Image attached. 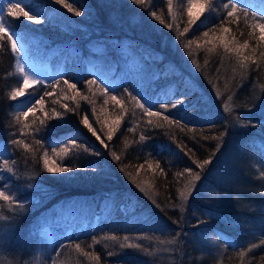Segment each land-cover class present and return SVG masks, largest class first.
<instances>
[{
  "label": "trees",
  "instance_id": "obj_1",
  "mask_svg": "<svg viewBox=\"0 0 264 264\" xmlns=\"http://www.w3.org/2000/svg\"><path fill=\"white\" fill-rule=\"evenodd\" d=\"M84 2L90 7L80 17L55 0H29L22 6L38 11L43 24L10 17L7 10L4 18L23 38L35 36L41 44L63 48L66 54L70 48L85 50L104 44L110 47L108 54L118 57L117 47H136L154 55L160 71L140 77L136 69L134 78L111 87L90 71L69 70L51 82L39 80L25 87L16 53L7 33L2 34L0 151L8 149L9 154L0 155V191L13 196L15 203L10 208L0 199V264H31L25 251L26 229L47 208L72 198L94 200L107 195L116 204L96 228L79 235H56L52 264H264V160L249 158L246 150L232 162L228 160L231 172L227 176L223 172L225 182L217 180L218 175L223 177L217 172L223 165L222 152L233 150L238 141L247 143L256 129L264 130L260 117L247 118L241 113L246 106L264 101V32L258 27L264 24V1L171 0V11L169 0H144L143 5L133 0H103V7L100 0ZM225 3L235 4L234 18L227 15ZM73 6L78 8L79 4ZM152 12L164 24L155 20ZM224 27L229 29L225 35L232 44L247 42L248 47L241 49L249 57L244 61L247 67L242 69L243 57L226 51L219 41L205 43L222 35ZM184 28L189 31L184 32ZM205 32L209 37H204ZM189 40L195 43L185 48ZM183 57L194 60L196 72L181 63ZM167 63L172 65L165 67ZM91 80L97 83L89 84ZM64 81L77 85L75 99ZM18 87H25V92L35 94L36 101H43L42 105L35 102L32 111L19 121L17 116L28 110L18 106L23 96L11 98ZM132 96L140 103L150 101L155 105L151 111L161 115L149 117ZM180 100L186 102L172 109L171 104ZM161 103L168 109H161ZM165 115L170 120H183L180 125H170L163 119ZM236 116L240 123L234 121ZM85 117L95 136L82 123ZM117 117L120 126L109 141L107 131ZM206 117L211 123H204ZM249 124L250 129L241 127ZM13 139L29 148L13 145ZM73 140L75 144L70 142ZM61 148L69 149L68 155L58 156ZM45 153L50 162L76 170L48 173L43 164ZM204 160L209 163L203 165ZM5 161L11 172L6 170ZM149 162L153 168L148 167ZM194 173L200 174L199 181L194 180ZM187 188L191 193L185 201L181 193ZM209 188L216 192L212 194ZM129 200L147 217L140 219L120 206ZM19 203L24 205L22 211L17 208ZM110 220L116 227L109 225ZM10 228L18 232L15 240L22 242V248L14 246L18 241L8 240L5 229ZM232 233L238 234L236 240L229 239ZM156 240L173 245L170 261L156 254L149 263L140 262L138 254L153 251ZM132 244L141 248L128 246ZM92 255L99 259H92Z\"/></svg>",
  "mask_w": 264,
  "mask_h": 264
},
{
  "label": "rangeland",
  "instance_id": "obj_2",
  "mask_svg": "<svg viewBox=\"0 0 264 264\" xmlns=\"http://www.w3.org/2000/svg\"><path fill=\"white\" fill-rule=\"evenodd\" d=\"M13 2H15V0H13ZM26 2L29 3V0H24V3ZM3 7L4 12L2 15L4 16V13L7 10V0H5ZM0 10H2V2H0ZM4 23L6 24L5 19ZM9 30L16 33L14 38L18 41V47L20 49L19 52H15L16 66L18 68V65L22 64L30 78L34 80L51 82L53 79L57 78L61 74H65L69 70L80 73V70L85 69L97 75L107 85L116 87L124 80L129 79V77L132 76V78H134L136 69L138 70V73L136 74L140 77L144 76L148 72L158 73L160 71L159 63L157 60H154V55L149 52L138 50L136 47L130 45L123 44L122 46L117 47L118 52L121 53L118 57H113L110 53L108 54L107 52L110 47L104 44H96L95 46L85 50L70 48L68 50V54H66L63 48L60 49L41 44L35 36H27L23 38L21 31L12 28H9ZM181 63L187 69L193 72L197 71L193 59L183 57ZM167 65L171 66L172 64L167 63L165 67H167ZM189 82L194 84V80L192 79H190ZM214 93L217 94L218 92L215 90ZM182 101L183 104L186 102V100ZM35 102V94L25 92L18 106L20 108L23 107V109L27 111L33 104H35ZM241 113L244 117L246 113L247 118L258 116L262 119V121H264V101L259 100L246 106ZM236 120L240 123L239 121L241 119L236 116L234 121ZM241 127L243 129L251 128V126L246 125ZM232 149L233 150L231 151H228V149L222 152L223 165H221L217 170V172L222 175L223 172L226 176L231 172L227 168L229 166L228 160L232 162L237 155L246 150L249 151L247 152V156L249 158L264 160V130L256 129V131L251 134V137L247 139V143L244 141H238ZM8 154V149L3 148L0 151V155L2 156ZM224 177V175L223 177L218 175L217 180L224 183ZM209 189L212 190V194L216 192L214 188ZM195 197L201 200V197H198V193L195 194ZM114 202L116 204L115 199L109 197V195L99 199L96 198L94 200L90 198L77 197L69 199L63 203H57L53 207L44 210L36 217L35 220L29 223V226L26 229L25 251H27L28 262L31 264H52L54 260L52 246L56 235H79L86 230L96 228V226L101 223L103 215L110 211V209H112L111 207L115 205ZM120 206L125 207L126 210H131L130 213H133L136 216H141L142 218L147 217L142 212L136 210L135 204L132 200L124 201V203L120 202ZM214 211L216 212V210ZM214 211H211V214H215ZM113 222L114 221L110 220L109 225H111V227H116L115 222L114 224ZM161 227L163 226L161 225ZM5 230V235H8L9 241L12 240L14 242V240L18 238L19 234L14 229L10 228ZM239 231L240 229H238V232L236 233L239 234ZM235 235L234 233L230 234L229 239L236 240L237 237H235ZM2 236L3 235L0 234V237ZM207 238L211 237L208 236ZM15 241L18 242H15L14 246L22 248V242L19 241V239ZM162 242V240H156L154 243V246L156 247H154L153 251L144 250L143 255L141 253H137L140 262L149 263L151 257L156 254H159V257L163 259H168L167 262H169L173 245Z\"/></svg>",
  "mask_w": 264,
  "mask_h": 264
},
{
  "label": "snow or ice",
  "instance_id": "obj_3",
  "mask_svg": "<svg viewBox=\"0 0 264 264\" xmlns=\"http://www.w3.org/2000/svg\"><path fill=\"white\" fill-rule=\"evenodd\" d=\"M0 2H2V10H0V39L3 38L2 34L7 33V40L11 43V49L13 52H19L20 49L18 47V41L14 38L16 33L12 32L9 30L8 26L4 23V16L2 15V13L4 12V2L5 0H0ZM24 0H15V2H13V0H7V13L8 16L13 17V18H19V17H24L26 18L28 21H32L36 24H43L44 20L41 18V15L38 11H34L31 8H29L28 10H25V7H23ZM55 3L57 4H61L63 5L64 8L67 9L68 12L74 13L75 16L80 17L82 14H84L85 12H88L89 10V5L86 4L84 2V0H73V3H66L65 0H55ZM74 3H78L79 7H74ZM133 3H135L136 5H143L144 4V0H133ZM100 6L103 7V0H100ZM224 8L225 9H229L227 11V15L229 17H233L234 18V14H235V9L236 6L235 4H230V3H225L224 4ZM169 11H171V0H169ZM189 11V15L191 16L192 14V8L190 7L188 9ZM205 11V9L203 7H201L200 12L203 13ZM152 17L159 21L161 24H164V20L161 19L160 16H157V14L155 12L151 13ZM168 27H171V25H167ZM258 27L260 28L261 32H264V24L258 25ZM189 29L188 28H184V32H188ZM222 35L220 36H213L211 40H206L205 43H213L215 41H219V43L221 45H223V47L225 48L226 51L229 52H235L237 54V56L243 57V59L240 61V67L243 69L245 67H247V65L244 63V61L248 60L249 57L244 56L243 52L241 51L242 48H247V42H245L243 45H234L232 44V41H229L226 38V35L229 32V29L227 27H224L221 29ZM204 37L207 38L209 37V33L205 32ZM261 40H264V36H261ZM192 43H195L194 41L189 40L187 44L184 45L185 48H189L190 45ZM231 45V46H230ZM211 51V49H209ZM261 55H264V53H261ZM18 71L19 73L23 76V83L24 86L26 87L30 80L32 83H39L38 80H34L31 79L30 76L28 75V73L26 72L25 67L21 64L18 65ZM65 84H67L68 89H71L74 92V96L73 99H75V95H78V93L75 92L77 85L75 83H69L68 81H64ZM89 84H96V80H91L88 82ZM25 87H18L17 89H15L12 94H11V98L13 100H15L18 96H23L25 93ZM134 101H136V97L132 96L131 97ZM230 100L232 99L231 96L228 97ZM82 99H88V97H82ZM110 99L112 101H115L117 104L120 103L119 100H117L116 96H111ZM143 99V97L141 98ZM43 101L42 100H37L36 104H41L42 105ZM105 103H107V100L105 101ZM136 103L139 105V107L143 110L144 113H146L149 117H159L161 115V112L156 111L153 112L151 111L152 107H155L154 104H152L150 101L145 100L144 103H140V101H136ZM183 104V101H178L176 103H172L171 104V108L172 109H179L180 105ZM67 107V106H65ZM159 107L161 109L167 110L168 109V105L166 103H161L159 105ZM32 109L29 108L28 112H21L19 116H17V120L19 121L20 118L22 116H27L29 114V112H31ZM59 115V114H57ZM163 119L165 121H167L170 125L171 124H176V125H180V121L183 120V117H181L180 119H175V120H170L168 115H165L163 117ZM82 123L88 128V130L90 132H92V134L95 136L96 135V131L93 129L92 125L89 123V120L87 117H85L82 121ZM149 123L151 124V121H149ZM204 123H211V118L210 117H206L204 119ZM120 126V118L117 117L115 120L112 121V126L109 127L108 131H107V139L110 141L113 139V135L116 132V129ZM246 126H252L251 124L246 125ZM97 139H99V137L97 136ZM141 141L144 140V136L140 137ZM72 144H75L76 141H70ZM37 144L40 143L39 140L36 141ZM101 143H103V141H101ZM12 144L13 145H17L20 146L22 145L24 149H28L29 145L28 144H24L23 141L21 140H16L13 139L12 140ZM55 151V149H54ZM85 151H87L85 149ZM69 153V149L67 148H61L59 153H57L58 156H66ZM94 154H98V153H94ZM113 157L117 160H119V157L116 156L115 153H113ZM209 163L208 160H204L203 161V165H207ZM8 162L5 161V168L7 171L11 172L12 169L10 167H7ZM43 164H44V169L48 172V173H53V174H61V173H69L72 172L74 170H76V168H72V167H64L61 166L60 164H57L55 161L50 162L47 154L45 153L44 159H43ZM203 165H200V167H203ZM143 167V166H141ZM149 168H153V164L151 162H149L148 164ZM156 168H159V164L155 165ZM194 177V180L199 181L201 179V176L199 173H194L192 174ZM195 185H193L194 187ZM137 187H140L139 184H137ZM187 187V186H186ZM143 191V189H141ZM191 193V188H187L186 192H182L181 193V197L183 200H187L188 199V195ZM0 199H2L3 201L8 202V206L11 208L13 207V204L15 203V198L11 195L6 194L5 191H0ZM155 203V201H153ZM17 208L19 210H23L24 209V205L22 203H19L17 205ZM184 211V207L181 206V212ZM0 219H3V217H0ZM113 239H115V237H113ZM125 240L128 239V237L124 238ZM169 243H173V241H169ZM262 244H264V241L261 242ZM130 247L133 248H141L140 244H132V245H128ZM77 249H80V245L77 244L75 246ZM121 247H124V245H121ZM256 245H253V248H255ZM109 255H112L113 253L109 252ZM85 255H89L88 253H85ZM241 255H243V253H241ZM92 259H96L98 260L99 257L92 255L91 256Z\"/></svg>",
  "mask_w": 264,
  "mask_h": 264
}]
</instances>
